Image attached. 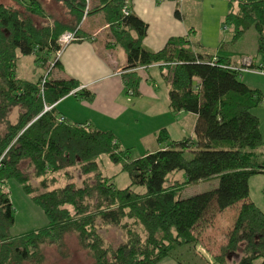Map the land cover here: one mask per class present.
Here are the masks:
<instances>
[{
	"label": "trees",
	"instance_id": "trees-1",
	"mask_svg": "<svg viewBox=\"0 0 264 264\" xmlns=\"http://www.w3.org/2000/svg\"><path fill=\"white\" fill-rule=\"evenodd\" d=\"M62 1L72 21L54 19L42 26L33 15H51L41 0H16L25 7L24 13L0 3V125L4 126L0 129V264H45L48 245L66 257L70 232L96 264H158L167 256L187 264L172 251L188 243L200 247L194 227L215 198L220 211H237V206L238 211L220 252L210 254L214 262L264 264V212L248 199L250 177L264 173V164L257 160L264 137L253 111L263 93L241 79L242 68L264 71V64L257 65L252 57L248 67L239 65L234 52L224 49L225 41L216 53L194 51V29L168 39L161 50L150 51L143 42L149 24L130 8L133 0ZM228 5L224 26L232 27V40L254 27L257 52L264 59V0H228ZM125 8L130 9L128 14ZM94 12L104 16L108 41L121 44L127 54L122 69L127 94L140 95L141 67L159 64L172 111L190 112L197 118L195 138L173 140L164 149L132 158L111 130L68 123L57 112L58 100L80 85L76 78L52 76L59 61L56 54L62 49L59 40L66 31H75L76 39L91 38L81 25L83 17ZM175 14L181 17L179 9ZM29 54H37L39 64L48 68L38 81L18 77V58ZM75 92L94 98L87 88ZM46 106L52 108L45 110ZM16 107L14 119L11 111ZM168 138V130L158 133L159 142ZM189 153L192 156L187 158ZM102 154L121 163L131 177L129 185L118 188L114 177L104 174L98 164ZM73 169L80 170L81 182H76ZM179 171L185 180L174 176ZM213 177L219 178L217 187L182 195L192 183ZM12 179L39 204L48 217L46 226L11 233L16 215L7 184ZM136 185L146 191H137ZM115 227L125 236L113 244L102 229ZM238 252L240 258L233 263L230 256Z\"/></svg>",
	"mask_w": 264,
	"mask_h": 264
},
{
	"label": "crops",
	"instance_id": "crops-1",
	"mask_svg": "<svg viewBox=\"0 0 264 264\" xmlns=\"http://www.w3.org/2000/svg\"><path fill=\"white\" fill-rule=\"evenodd\" d=\"M195 3L198 4L199 0H133L130 8L149 24L148 33L143 39L145 47L150 51H159L163 49L168 39L173 36L188 35L191 33V30L194 29L191 33L194 51L204 53L218 52V47L222 41H225V38L221 36L222 30L226 31L229 30V28L232 29V27L224 26V20L229 12V8L226 13L224 8L218 11L214 15V18L210 20V25L203 31L202 25L197 19L189 21L186 16V8L184 5L192 9ZM61 5L63 14L61 15V19L59 17L57 18H59L60 21L62 20L70 23L73 17L64 2L61 3ZM177 9L180 10V18L175 14ZM86 19L87 17L83 18L81 28L84 27L83 24L86 23ZM106 26L107 25H105V27ZM108 28V26L105 28L107 34L102 38H99L92 29H85L86 32L91 35V38L82 37L73 40V42L67 44L62 50L58 64L53 69L52 76L54 78L68 77L78 79L80 85L77 88H87L91 90L94 93V98L89 100L82 97L78 92L69 93L58 100L56 109L60 115L66 118L68 123H81L86 126L89 125L92 128L107 131L111 130L115 133L116 140L121 144V147L122 144H124L125 146H123V148L133 149V147L137 145L124 142L125 135L122 131L128 129L126 126L129 125V123L138 125L140 118L147 119L148 115L142 108V100L144 98L153 99V94H155L153 82L158 83V79L162 78L165 80V78L161 73L160 66L157 64H152L149 67H141L138 72L142 79L139 86L140 98H129L122 76V69L126 66L127 62V54L122 45V50H119V44L117 45L108 41L110 37V30H108ZM203 34H205V36H203ZM100 39L102 41H99ZM244 57L247 56L243 55L242 58ZM53 58V55H51L49 59L51 60ZM239 65L245 66L244 60H242ZM245 71L247 73L264 75V71L260 69L253 68L243 70V72ZM41 76L42 73L39 79ZM243 80L251 87H255L253 86L254 84L252 85L251 82H248L247 76L245 77L244 75ZM166 86L168 97L169 86L167 82ZM169 104L170 98L168 97L167 108H169L174 119H178L177 123H166L165 125H161L160 130L158 127L153 129V132L150 133V135L154 134L150 143L151 145L146 146L145 149L140 151L137 155L134 154L132 158L144 156L147 152H153L157 149H164L173 140L178 141L189 137L195 138L194 127L197 120L196 116L190 112H173ZM155 105L156 101H151L146 105V109L149 110L150 107H154ZM163 129L168 130L169 133V138L165 143L157 140L158 133ZM104 174L109 177L113 176L114 178L118 175L117 173L110 175ZM114 182L117 186L116 180H114ZM200 249L204 250V247L201 245ZM206 252L211 254L208 251ZM158 264L178 263L174 257L167 256Z\"/></svg>",
	"mask_w": 264,
	"mask_h": 264
},
{
	"label": "rangeland",
	"instance_id": "rangeland-1",
	"mask_svg": "<svg viewBox=\"0 0 264 264\" xmlns=\"http://www.w3.org/2000/svg\"><path fill=\"white\" fill-rule=\"evenodd\" d=\"M41 1L44 3L47 13H50V15H52L51 18L48 16L41 17L39 15H33V19L36 24L41 26L45 24L49 25L50 22H54V19H61V15L63 14L61 5V3H63L62 0ZM0 3H6L9 6L18 7L22 13H24L25 11V7L17 3L16 0H0ZM184 7L186 8V16L189 21L197 19L201 23L203 31H205L206 27L210 25V20L214 18V15L222 8L225 9L226 13L228 11L229 5L228 0H199V3H195L192 9L187 5H184ZM59 10L61 13L59 12ZM94 13L87 17L85 21L86 23L83 24L84 27L82 28L87 30L92 29L95 34L99 36V38H102L107 34V32H105V28L107 27H105L106 21H104L103 14ZM80 32L81 31H79V33ZM232 34V29L229 28V30L226 31L222 30L221 36L225 38V42H227V46L224 49H231L234 52V60H237V62L239 63H241L242 60H244V62H248L249 58L253 57V60L256 61L257 65H259L260 63L264 64V59L257 52L258 37L257 31L254 27L248 29L243 35L240 36V39L236 41L232 40ZM203 36H205V34H203ZM99 41L102 40L100 39ZM122 48L123 47L121 46V44H119L118 49L122 50ZM243 55L247 57L242 58ZM18 59V76L23 79L38 81L41 73L42 75H46L48 73L47 67H40L37 54L21 55V57ZM244 75L245 77L247 76L249 83L251 82L252 85L254 84L253 86L259 88L261 93H263V100L259 103V105L254 107L253 111L260 118V126L262 135L264 137V75L247 73L245 71L242 72L241 79L244 78ZM153 86L155 88L153 99L144 98L142 100V108L148 115L147 119L140 118V122L138 125L129 123V125L126 126L128 129L126 131H122L125 135L124 142H128L131 144L134 143L135 145H137L136 147H133V149H128L129 154H131V156L133 157L134 154L137 155L140 151H143L146 146L151 145L150 143L154 137V134L150 135V133L153 132V129L158 127V129L160 130L161 125H165L166 123L171 124V122L175 124L178 121V119H174V117L170 113L169 108H167L168 97L165 80L160 78L158 79V83L153 82ZM128 97L140 98L139 95H128ZM151 101H156V105L154 107H150L148 110L146 109V105ZM45 110H49V108L46 106ZM18 111V107L12 109L11 117L15 119L18 115ZM3 127V125H0V129H2ZM123 146L125 145L122 144V147ZM257 153V160L264 164V146L260 147L257 150ZM191 156V153L187 154V158H190ZM98 162L100 169L104 173L108 175L113 173H117L118 175L120 174L119 176L116 175L114 178V180H116L118 188L130 184L131 177L126 171H122L121 163L114 162L113 160H111L109 155L106 154H102ZM26 164L27 162L22 163L23 169H25ZM73 173L76 175V182H81L83 176L80 170L73 169ZM170 176H173V174H171ZM174 176H176L178 180H185V174L183 171H179V173L174 174ZM34 182L38 184L36 179H34ZM249 182L250 196L248 199L254 202L264 212V173H257L255 175H252L249 179ZM218 183L219 178L217 177L202 180L197 183H192L184 190L182 195L184 197H189L191 196V194L201 193L202 191L213 189L214 187H217L219 185ZM135 189L140 192L146 191V187L139 185H136ZM7 191L10 193L11 200L15 208L14 213L16 215V220L13 227L11 228V233L13 235L22 234L25 233V231L46 226L48 217L46 216V214H44L39 204L32 200L30 195L23 189V186L18 181L14 179L9 180L7 184ZM216 205L217 199L215 198L208 211L203 215V219L194 227V232L201 240V245L204 247V250L200 249L201 245L200 247L195 248L194 245L188 243L185 245L182 244V246H178L172 251L174 254H176V256L179 257L182 262L184 261L187 264H219L214 262L212 255H216V253L220 252L218 251L220 244L226 241L225 234L229 229L228 226L232 224V221L234 219L233 216L236 215V209L228 208L225 212H222ZM102 233L105 234L106 240L113 244L122 241L125 236L124 233H122L116 227L103 228ZM66 244L68 246V255L66 257L59 254L56 246H45L44 251L47 258L45 264H96L93 258L89 256L87 250L82 245H80L78 237L77 235H75V233L70 232L69 234H67ZM205 249L212 255L207 253ZM240 255V252H238V254H232L229 260L233 263H237ZM258 263L259 261L257 262V264Z\"/></svg>",
	"mask_w": 264,
	"mask_h": 264
},
{
	"label": "built area",
	"instance_id": "built-area-1",
	"mask_svg": "<svg viewBox=\"0 0 264 264\" xmlns=\"http://www.w3.org/2000/svg\"><path fill=\"white\" fill-rule=\"evenodd\" d=\"M130 11V9L128 8H125V12L128 14V12ZM77 38V34L75 33V31L73 32H70V31H66L64 33H62V36L59 40L60 42V45L62 46V49L60 51L57 52L56 54V57L59 58L62 50L64 49V47H66V44L69 43V42H72L73 40H75ZM246 64V66L248 67L251 63V60L249 59V61L247 62H244ZM243 70H248V68H242ZM78 89V88H76ZM76 89L72 92V93H75ZM49 109L52 108V106H47ZM65 118L64 117H61V120H64Z\"/></svg>",
	"mask_w": 264,
	"mask_h": 264
}]
</instances>
